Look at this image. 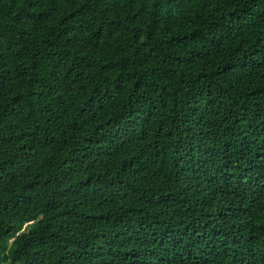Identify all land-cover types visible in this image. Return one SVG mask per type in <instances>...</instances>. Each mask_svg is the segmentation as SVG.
Listing matches in <instances>:
<instances>
[{
	"label": "trees",
	"instance_id": "1",
	"mask_svg": "<svg viewBox=\"0 0 264 264\" xmlns=\"http://www.w3.org/2000/svg\"><path fill=\"white\" fill-rule=\"evenodd\" d=\"M2 243L264 264V0H0Z\"/></svg>",
	"mask_w": 264,
	"mask_h": 264
},
{
	"label": "rangeland",
	"instance_id": "2",
	"mask_svg": "<svg viewBox=\"0 0 264 264\" xmlns=\"http://www.w3.org/2000/svg\"><path fill=\"white\" fill-rule=\"evenodd\" d=\"M10 255V249L4 248V243L0 246V264H12L11 260H7V256Z\"/></svg>",
	"mask_w": 264,
	"mask_h": 264
}]
</instances>
